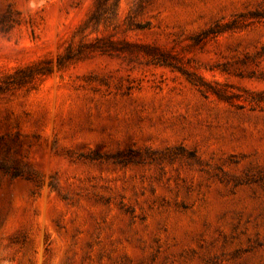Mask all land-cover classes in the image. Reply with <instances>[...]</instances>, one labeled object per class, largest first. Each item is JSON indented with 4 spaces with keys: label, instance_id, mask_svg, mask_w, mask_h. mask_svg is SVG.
<instances>
[{
    "label": "rangeland",
    "instance_id": "1",
    "mask_svg": "<svg viewBox=\"0 0 264 264\" xmlns=\"http://www.w3.org/2000/svg\"><path fill=\"white\" fill-rule=\"evenodd\" d=\"M0 264H264V0H0Z\"/></svg>",
    "mask_w": 264,
    "mask_h": 264
}]
</instances>
